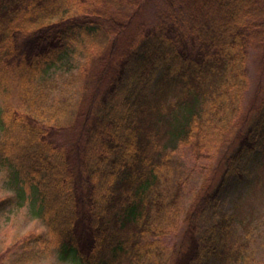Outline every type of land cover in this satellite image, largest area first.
<instances>
[{"label":"trees","instance_id":"obj_1","mask_svg":"<svg viewBox=\"0 0 264 264\" xmlns=\"http://www.w3.org/2000/svg\"><path fill=\"white\" fill-rule=\"evenodd\" d=\"M73 43L87 54L82 92L101 81L103 95L89 113L60 106L50 123L27 82ZM257 46L264 53V0H0V82L14 69L30 105L0 114V162L38 192L62 259L264 264L256 213L241 215L238 202L220 211L223 191L264 145V82L245 104ZM183 157L213 161L189 201L194 168ZM236 222L244 231L233 232ZM31 240L42 236L18 245Z\"/></svg>","mask_w":264,"mask_h":264},{"label":"rangeland","instance_id":"obj_2","mask_svg":"<svg viewBox=\"0 0 264 264\" xmlns=\"http://www.w3.org/2000/svg\"><path fill=\"white\" fill-rule=\"evenodd\" d=\"M155 8V5L147 7L144 17H152ZM79 42H82V39ZM262 50V46H257L251 49L249 55V87L245 99L247 107L255 98L260 84L264 82ZM86 55L84 43H73L65 50L51 55L48 62H41L40 66H37L38 71L36 70L37 72L27 82V86L37 113L38 108L44 107L43 113H38L44 120L54 123L55 109L57 110L60 106H67L74 111L79 110L83 114L95 110L103 95L104 87H100L101 81L99 83L88 81L83 91L85 97L82 96L84 82L80 75L83 62L87 59ZM50 63H52L50 66L46 65ZM17 76L13 69L7 72L8 79L0 82V114L6 106L11 108L20 106L19 109L22 110L30 108V105L21 99V88ZM102 83L101 85L106 84L105 81ZM78 130V125L75 130H71L69 134L71 140L77 135ZM1 134L0 127V136ZM162 142L168 144L169 139L165 138ZM183 159L188 168H194L192 177L187 181L185 199L189 201L192 190L204 184L206 172H212L213 161L207 158L197 162L190 161L189 157H183ZM13 168L7 162H0V264H75L60 257L54 234L47 225L45 210L38 192L27 180L15 181ZM246 168L244 177L234 179L235 182L223 191V197L227 198L222 201L220 211L236 210L239 203L238 211L241 215L251 211L256 213L260 227L254 234L257 239L258 253L264 256V145L248 156ZM220 172L221 168H218L215 176H208V184H205L208 190L218 186ZM242 231H244L242 224L236 222L233 232ZM29 232L41 234L42 240L37 243L31 240L30 246H25V243L18 245V241ZM176 235L178 234L172 233L170 237L172 242Z\"/></svg>","mask_w":264,"mask_h":264}]
</instances>
